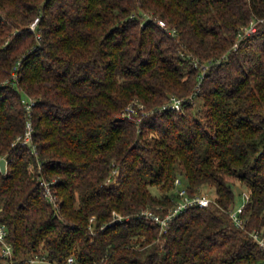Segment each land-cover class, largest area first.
Here are the masks:
<instances>
[{"label":"trees","instance_id":"obj_1","mask_svg":"<svg viewBox=\"0 0 264 264\" xmlns=\"http://www.w3.org/2000/svg\"><path fill=\"white\" fill-rule=\"evenodd\" d=\"M135 100L145 111L124 115ZM28 120L33 145L14 144ZM1 157L18 258L264 264L250 233L264 229V0H0ZM177 177L216 196L161 232L142 212L166 214ZM238 195L247 229L229 214Z\"/></svg>","mask_w":264,"mask_h":264},{"label":"built area","instance_id":"obj_2","mask_svg":"<svg viewBox=\"0 0 264 264\" xmlns=\"http://www.w3.org/2000/svg\"><path fill=\"white\" fill-rule=\"evenodd\" d=\"M38 18L32 23L31 28L35 29L36 24L38 22ZM157 22L163 28L168 29L167 23L163 19H158ZM257 29L256 22L252 21L251 24L244 28L238 35V41L235 43L234 47L238 46V42L247 37L248 35L255 32ZM198 62H196V66H198ZM207 69V66L203 67ZM185 99L179 98L177 96L171 97V108L173 109H182L183 101ZM24 102L27 104V109L30 111L31 107L34 104V100L32 98H25ZM168 106L165 105L163 108H167ZM145 111V105L140 103L139 100H135L126 109V114L128 116L138 115L139 110ZM150 112V111H148ZM21 142L23 144L33 145V124L31 120H28L27 127L25 133L23 135L18 136L17 140L14 144ZM3 158V157H1ZM0 158V159H1ZM6 158V157H4ZM7 159V158H6ZM8 164V160H7ZM30 168L33 169L34 165L31 164ZM41 168V167H40ZM1 170V166H0ZM2 171V170H1ZM117 171H115L116 173ZM117 183L116 177H111L107 180L108 184L111 182ZM115 183V184H116ZM176 194L178 197L175 199L174 206L164 215L154 211L153 209H146L142 212V215L151 219L156 225L160 227L161 232H167L170 228L171 222L175 219L180 213L184 212L185 210L189 209L192 206L199 205L201 207L208 206L213 199L206 194L196 193L195 195H190L185 186V183L181 177L176 178ZM40 184L43 186L45 195L49 198V200L55 203L56 207H58V201L55 193L52 190L51 182L46 181L40 178ZM246 200L249 199V193L244 192ZM245 205L242 204L237 208H230L229 214L232 217L235 224L242 228L247 229V222L248 218L243 215ZM95 216L91 219L94 220ZM123 220V216L120 213L114 212V220ZM252 237L257 242L259 247L264 251V229H253L250 231ZM0 264H87L81 261H78L74 255H70L63 263H55L51 261L45 254L36 253L35 255L21 259L16 257L14 252V246L12 242L9 240V230L8 226L5 222L0 220Z\"/></svg>","mask_w":264,"mask_h":264},{"label":"rangeland","instance_id":"obj_3","mask_svg":"<svg viewBox=\"0 0 264 264\" xmlns=\"http://www.w3.org/2000/svg\"><path fill=\"white\" fill-rule=\"evenodd\" d=\"M32 25V24H31ZM140 102V101H139ZM198 102H200V101H198ZM141 103V102H140ZM131 104V103H130ZM140 112V111H139ZM139 114V113H138ZM124 115H127L126 114V111L124 112ZM118 173H119V171H117L116 172V175H118ZM116 182H111V184H115ZM154 190L158 193V194H162V191L159 189V188H154ZM203 194H206L207 196H209V197H211V198H213V197H215L216 196V191H215V189L213 188V187H206L205 189H204V192H203ZM244 201H245V198H244V196L243 195H238L237 196V199H236V204H237V206H239V205H242V203H244Z\"/></svg>","mask_w":264,"mask_h":264},{"label":"water","instance_id":"obj_4","mask_svg":"<svg viewBox=\"0 0 264 264\" xmlns=\"http://www.w3.org/2000/svg\"><path fill=\"white\" fill-rule=\"evenodd\" d=\"M119 119L122 120L123 117H120ZM0 166H1V170L3 173L7 172V159L6 158L3 157L0 159ZM239 192L240 193L243 192V190L240 187H239Z\"/></svg>","mask_w":264,"mask_h":264}]
</instances>
